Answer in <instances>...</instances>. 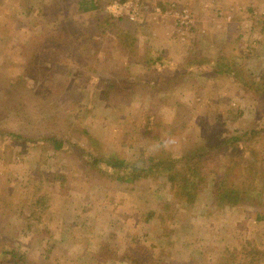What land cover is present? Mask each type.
Segmentation results:
<instances>
[{"label":"rangeland","instance_id":"rangeland-1","mask_svg":"<svg viewBox=\"0 0 264 264\" xmlns=\"http://www.w3.org/2000/svg\"><path fill=\"white\" fill-rule=\"evenodd\" d=\"M75 2L0 0V264H264V176L256 205L217 207L213 174L189 203L166 174L133 185L94 161L142 167L231 137L240 150L264 127V100L226 66L214 70L223 56L264 76V0H103L106 15L135 24L133 57L101 39L108 55L93 67L81 65L89 50L54 70L51 61L29 69L39 56L29 48L92 25L94 12L79 14ZM160 54L154 66L143 62ZM187 59L197 63L185 67ZM178 66L183 77L162 76ZM150 68L131 101L100 97L97 80L122 70L145 77ZM51 134L63 151L36 142Z\"/></svg>","mask_w":264,"mask_h":264},{"label":"trees","instance_id":"trees-1","mask_svg":"<svg viewBox=\"0 0 264 264\" xmlns=\"http://www.w3.org/2000/svg\"><path fill=\"white\" fill-rule=\"evenodd\" d=\"M75 3L79 14L94 12L92 15V25L87 26L85 31H80L79 33L72 32V30L67 27V29L63 31L65 33L62 34L60 39L53 35L43 40L41 47L36 49L37 51L34 50L35 47L29 48V51L32 50V52H35L32 56H36L37 53L39 54L37 62H34L35 59L27 60L28 62L26 65L27 67L29 66V69L36 65L44 68L45 61H51L52 65L47 70H54L58 63H62L64 59L75 63L78 61V58H82V55H85V52L87 53L89 50H94L92 56L90 58H84L88 59V61L82 62L81 65L93 67L92 65L95 66L98 64V60L101 56L107 57L108 55L109 47H106L103 51L97 48L99 40L101 39L106 40L109 46L114 44L115 48L120 50L121 53H128L133 57L134 54L130 53L128 49L132 51V41L136 31L135 24L128 22L125 18L116 19L106 15L104 12L105 3H103V0H76ZM93 29L96 31L95 34L97 36L95 35L93 37L90 35ZM77 52L81 54L80 57L77 55ZM127 58L129 61L128 56ZM163 58L164 55L160 54L156 56L153 62L151 60H144L143 62L148 67H151L154 66L157 59L162 60ZM187 61L188 62L184 65L185 67L191 62H195L194 59H187ZM216 62L219 63L216 64L220 67L214 70L216 74L226 72L225 69H221V67L226 66L227 73H231L233 77L236 78L239 85H242L246 91L260 93V97L264 100V76L256 77L252 74H248L241 69V67L238 69L237 65L232 60L226 59L223 56L217 57ZM162 65H164L163 62ZM176 68L179 69L181 73L162 76L167 79L169 78L168 80H178L179 76L183 77L185 73L183 72L184 67L178 66ZM124 71L125 70L119 71V73H114L113 76L104 77L95 82V85L99 86L101 89L100 97L102 99L107 100L115 98L119 101H128L131 99L133 88L139 89L148 86L149 80H142L150 78L154 73V70L151 69L149 75L134 78ZM241 77L244 79L241 80ZM41 79L42 76L39 80ZM133 79H136V81ZM160 79L164 80V78ZM160 87H156V84H153L150 86V89L157 91L160 90ZM53 120L55 119L52 116L51 121ZM238 141H240L238 137H231L218 146L205 143L204 145H200L193 154L183 156L180 159H173L171 157H160L159 159L149 158L143 162L142 167H137L125 160H112L103 157L94 158V161L105 163L115 172L120 171L116 176L117 181L133 185L145 179H151L152 177L154 178L161 174H166L168 182H170L171 187L175 189L179 198H185L189 203L195 201L200 192L199 187L206 183L205 179L207 175L213 174L214 184L212 187V194L217 207L240 206L250 200L253 203L252 205H256L258 203V198L263 192V184L260 181L264 176V167L261 165V163L264 162V127L255 131L253 135L248 136L242 142L243 147L240 150L239 147L236 148L235 146ZM30 142H35V140L32 139ZM36 142L49 143L53 146V150L56 151H63L66 146V142L64 140H59L55 134L45 136L43 139H37ZM228 145L232 146L230 153L238 160L242 158L243 163L231 157L227 149ZM246 153L250 155V157H247L248 159L243 158ZM218 155L227 157L225 164H220L221 159ZM256 253L260 254L262 252L256 251ZM262 254L261 257L264 256V252Z\"/></svg>","mask_w":264,"mask_h":264},{"label":"built area","instance_id":"built-area-1","mask_svg":"<svg viewBox=\"0 0 264 264\" xmlns=\"http://www.w3.org/2000/svg\"><path fill=\"white\" fill-rule=\"evenodd\" d=\"M114 7H116V8H119V6L116 4V5H114Z\"/></svg>","mask_w":264,"mask_h":264}]
</instances>
